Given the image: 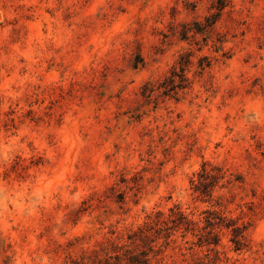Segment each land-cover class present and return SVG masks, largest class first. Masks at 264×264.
<instances>
[{"label":"rangeland","instance_id":"1","mask_svg":"<svg viewBox=\"0 0 264 264\" xmlns=\"http://www.w3.org/2000/svg\"><path fill=\"white\" fill-rule=\"evenodd\" d=\"M128 252L264 264V0H0V264Z\"/></svg>","mask_w":264,"mask_h":264},{"label":"trees","instance_id":"2","mask_svg":"<svg viewBox=\"0 0 264 264\" xmlns=\"http://www.w3.org/2000/svg\"><path fill=\"white\" fill-rule=\"evenodd\" d=\"M239 236L240 237L237 236L238 238L235 240V242H236L238 247H241L244 244V242L241 238L242 235H239ZM127 255L128 256H127V263L126 264H148L149 263L148 258L142 259L140 257L141 255H145L143 252H141L140 254L135 253V252H128ZM117 257H118V255H117ZM111 258L112 257H110L109 259H111ZM107 262H109V261H107ZM109 264H112V263L109 262Z\"/></svg>","mask_w":264,"mask_h":264}]
</instances>
